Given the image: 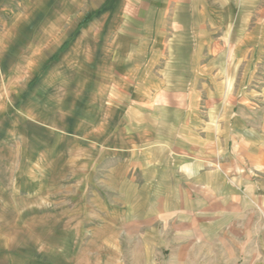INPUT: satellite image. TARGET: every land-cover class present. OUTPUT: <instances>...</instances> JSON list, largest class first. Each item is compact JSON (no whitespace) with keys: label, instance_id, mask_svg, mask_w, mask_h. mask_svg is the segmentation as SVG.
<instances>
[{"label":"crops","instance_id":"0c3cea01","mask_svg":"<svg viewBox=\"0 0 264 264\" xmlns=\"http://www.w3.org/2000/svg\"><path fill=\"white\" fill-rule=\"evenodd\" d=\"M85 11L74 129L120 190L107 225L141 264H264V0H0V45Z\"/></svg>","mask_w":264,"mask_h":264},{"label":"rangeland","instance_id":"374dc122","mask_svg":"<svg viewBox=\"0 0 264 264\" xmlns=\"http://www.w3.org/2000/svg\"><path fill=\"white\" fill-rule=\"evenodd\" d=\"M38 15L0 45V264H141L137 238L107 225L114 174L74 129L94 48L73 42L90 15L74 30Z\"/></svg>","mask_w":264,"mask_h":264},{"label":"trees","instance_id":"16d2710c","mask_svg":"<svg viewBox=\"0 0 264 264\" xmlns=\"http://www.w3.org/2000/svg\"><path fill=\"white\" fill-rule=\"evenodd\" d=\"M87 19V17L85 18V20Z\"/></svg>","mask_w":264,"mask_h":264}]
</instances>
